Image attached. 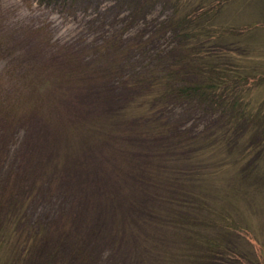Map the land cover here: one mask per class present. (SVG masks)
I'll list each match as a JSON object with an SVG mask.
<instances>
[{"label": "trees", "instance_id": "trees-1", "mask_svg": "<svg viewBox=\"0 0 264 264\" xmlns=\"http://www.w3.org/2000/svg\"><path fill=\"white\" fill-rule=\"evenodd\" d=\"M34 1L69 14L98 6L104 0ZM110 1L111 5L131 8L136 16L144 14L140 0ZM171 2L174 6L176 0ZM181 6L188 7H176L179 10L175 15L185 14L173 30L187 49L179 55L174 53V59L173 53L166 54L161 68L158 64L141 69L132 55L136 47L121 35L102 44L106 48L101 56L116 62L109 70L110 77L116 75L120 61L125 62L123 72L130 78L119 88L126 91L123 97L110 98L92 91L82 97L83 85L78 81L67 86L51 83L54 98L63 102H58L59 113L71 126L67 140H74L81 150V163L92 164L97 170L96 159L102 155L103 163L120 164L133 184L142 185L143 195L127 196L126 200L132 209L129 216L138 220V227L154 230L148 241L143 238L149 233L141 235L139 242L133 238L145 264H162L164 260L170 264H264V112L260 114L264 99L255 103L245 97L257 87L250 66L237 69L227 65L251 60V56L245 49L241 54L236 43L230 42L208 57L200 49L212 37L220 41L221 34L208 33L205 19L203 26L191 27L196 16ZM184 22L190 25L185 27ZM193 54L202 60L199 66ZM66 64L58 63V74L63 68L68 80L84 77L75 65ZM18 68H14L17 73ZM106 70L104 66L100 72V87L106 84ZM25 71L28 75L27 68ZM9 84V91L17 93L20 85L13 80ZM2 87L0 84V92ZM175 108L181 110L177 117L173 115ZM0 111L6 114L10 109L6 105ZM196 113L204 122L195 132L181 127L186 116ZM73 153L80 155L76 150ZM149 161L153 162L147 166ZM21 178L15 173L6 186L0 183V227L14 228L8 234V243L13 245V257L8 261L92 264V249H87L84 235L81 239L73 231L77 211L68 212L65 224L33 219L26 226L27 193L15 196L22 191L14 186ZM165 202L169 205H163ZM17 227L24 233L19 240L14 237ZM171 243L175 248L172 254L160 253ZM128 257L129 264H134L136 256Z\"/></svg>", "mask_w": 264, "mask_h": 264}, {"label": "rangeland", "instance_id": "rangeland-1", "mask_svg": "<svg viewBox=\"0 0 264 264\" xmlns=\"http://www.w3.org/2000/svg\"><path fill=\"white\" fill-rule=\"evenodd\" d=\"M171 1L140 0V4H144V14L136 16L131 8L111 5L110 0L69 14L39 6L34 0H0V84H3L0 109L6 105L10 109V114L0 111V183L6 186L15 173L16 178L23 177L14 186L22 190L16 192V197L23 191V195L27 193L26 226L33 219H39L41 223L58 220L65 224L68 212L77 211L79 222L76 220L73 231L81 239L84 235L87 249H92L89 262L92 264H129L128 255L130 258L136 256L134 264H145L133 238L137 237L139 242L143 238L141 235L149 233L143 238L148 241L154 230L138 227V220L130 218L132 209L130 205L127 207V196L143 195L142 185L133 184L130 175L121 171L120 164L103 163L100 155L95 164L97 171L92 164L80 162L84 157L75 141L67 140L71 126L66 125L65 117L59 113L58 102H63L54 98L51 83L67 86L78 81L83 85L82 97L89 91L110 98L114 95L123 97L121 94L126 91L119 88L123 80L130 78L123 72L125 62L120 61L116 75L110 77L109 70L116 62L101 56L100 52L106 48L102 44L114 35H121L123 40L136 47L132 55L139 61L141 69L158 64L161 68L166 54L173 53L174 59V53L179 55L187 49L178 32L173 30L176 21L185 14L175 15L179 10L176 7L183 4L188 7H181L189 10L196 19L191 25L189 22L182 25L199 28L205 19L208 33L221 34L220 41H217L218 37H212L201 52L210 57V54L220 52V46L233 42L241 54H245L241 52L245 49L251 56V60L227 65L237 69L250 66L256 74L257 87L246 92L251 96L245 97H251L255 103L264 99V0H176L174 6ZM192 56L199 61L194 54ZM56 61L59 64L67 61L66 67L75 65L84 77L68 80L65 69L58 74ZM200 62L202 60L198 66ZM104 66L107 68L103 76L106 84L100 87L103 81L99 76ZM12 80L20 85L15 94L8 88ZM261 108L260 114L264 112V104ZM180 111L175 108L174 117ZM201 118L197 113L190 114L184 118L181 127L195 132L204 122ZM152 162H147V166ZM143 179L146 178L143 176ZM97 198L101 204L97 203ZM2 226L0 264H15L8 261L13 257L8 234L11 229L14 232V228ZM20 234L24 233L17 227L14 237L18 236L19 240ZM72 237L76 239L73 234ZM174 249L171 243L170 248L159 251L168 256ZM162 264L170 263L164 260Z\"/></svg>", "mask_w": 264, "mask_h": 264}]
</instances>
